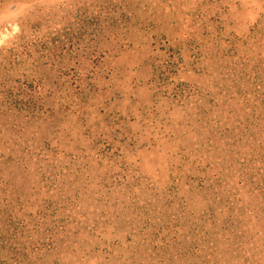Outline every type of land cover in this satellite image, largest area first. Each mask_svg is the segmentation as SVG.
I'll return each mask as SVG.
<instances>
[{"label":"rangeland","instance_id":"rangeland-1","mask_svg":"<svg viewBox=\"0 0 264 264\" xmlns=\"http://www.w3.org/2000/svg\"><path fill=\"white\" fill-rule=\"evenodd\" d=\"M10 90L45 101L46 114L0 121L6 196L40 210L56 173L63 197L110 199L82 211L106 231L98 258L134 264L130 225L144 216L121 203L176 183L187 197L184 181L240 161L217 163L220 130L262 109L264 0H0V103Z\"/></svg>","mask_w":264,"mask_h":264},{"label":"trees","instance_id":"trees-1","mask_svg":"<svg viewBox=\"0 0 264 264\" xmlns=\"http://www.w3.org/2000/svg\"><path fill=\"white\" fill-rule=\"evenodd\" d=\"M82 23H92L91 17L86 16ZM83 33H75V39ZM6 94L11 100L0 103V121L7 113L35 120L46 114L45 101L20 98L25 96L24 91L16 95L10 90ZM261 102L262 109L257 107L260 111L248 126L238 119L236 126L229 122L221 127L220 137L227 140L216 161L222 164L227 157H236V162L240 159L238 164L215 165L218 171L211 175L200 169L204 177H190L183 183L187 197L176 198V183L167 194L154 187L152 193H141L144 198L129 196L128 203H121L133 206L137 216H144L137 225H130V233L134 231L140 237L129 255L134 264H264V99ZM244 161L253 167L250 177ZM10 162L11 157L0 164L5 169ZM53 176L51 181L44 176L43 183L49 184L46 197L41 199L40 210L33 213L28 211L29 197H13L12 193H17L13 188L6 196L0 176V264H92L94 260L97 264H116L115 257L101 263L97 253L106 252L101 247L107 241L102 239L106 231L89 228L82 212L84 206L107 205L110 199L63 197L64 184L58 185L59 175ZM197 196L203 207H196ZM250 219L255 220L253 224ZM95 238L100 243H90Z\"/></svg>","mask_w":264,"mask_h":264}]
</instances>
